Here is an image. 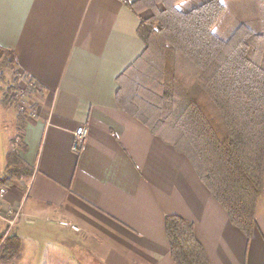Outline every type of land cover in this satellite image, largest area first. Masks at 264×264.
Segmentation results:
<instances>
[{
  "label": "crops",
  "instance_id": "obj_1",
  "mask_svg": "<svg viewBox=\"0 0 264 264\" xmlns=\"http://www.w3.org/2000/svg\"><path fill=\"white\" fill-rule=\"evenodd\" d=\"M139 24L121 0H0V54L38 99L16 143L25 181H1L17 122L0 161V235L24 248L12 264H51L75 236L94 264H177L167 215L194 223L210 264H264V192L248 240L191 160L118 105L117 78L146 47Z\"/></svg>",
  "mask_w": 264,
  "mask_h": 264
},
{
  "label": "trees",
  "instance_id": "obj_2",
  "mask_svg": "<svg viewBox=\"0 0 264 264\" xmlns=\"http://www.w3.org/2000/svg\"><path fill=\"white\" fill-rule=\"evenodd\" d=\"M121 1L140 17L146 47L117 78L118 105L191 160L250 240L264 192V22L258 32L240 23L225 35L224 0H202L188 10L179 7L187 0ZM4 54L1 65L14 71V52ZM24 127L20 111L9 165L19 158L15 145ZM24 173L22 164L8 166L1 181L9 185ZM165 225L177 264H210L193 222L167 215ZM23 249L17 235H0V263L19 261Z\"/></svg>",
  "mask_w": 264,
  "mask_h": 264
},
{
  "label": "rangeland",
  "instance_id": "obj_3",
  "mask_svg": "<svg viewBox=\"0 0 264 264\" xmlns=\"http://www.w3.org/2000/svg\"><path fill=\"white\" fill-rule=\"evenodd\" d=\"M200 1L202 0H187L181 3L179 7L183 10H188ZM224 4L228 12L227 18L229 23L225 35L231 33L240 23L249 24L256 32L262 30L261 26L264 22L263 0H224ZM143 15H150V11L144 12ZM4 58L5 54L3 56L0 54V104L2 103L3 106L1 107L0 105V161H4L5 151L9 146L7 140L15 132L19 112H23L24 116H33L37 111L36 106L38 103L36 102L38 99L35 96V90L31 83L24 78L22 79L17 75L16 71L14 72L1 65ZM5 139L6 144H4ZM17 143L20 145L19 141ZM18 145H15L16 150V146L19 148ZM20 164V159H15V161H10L9 166L12 169L17 168ZM22 176L25 181L26 175ZM67 243L71 249L70 254L61 253L53 255L54 259L51 264H94L89 260L88 253L83 249L84 242L79 237L75 236L72 239V243L70 241Z\"/></svg>",
  "mask_w": 264,
  "mask_h": 264
},
{
  "label": "built area",
  "instance_id": "obj_4",
  "mask_svg": "<svg viewBox=\"0 0 264 264\" xmlns=\"http://www.w3.org/2000/svg\"><path fill=\"white\" fill-rule=\"evenodd\" d=\"M86 135H87V130H86L85 126H81L76 130L75 138H74V145H73L74 152L79 151L81 149V147L84 144V141L86 139ZM4 192H5L4 189H0V195H3ZM63 224L64 225H70V227L73 228L74 230H79L76 225H71L67 222H64Z\"/></svg>",
  "mask_w": 264,
  "mask_h": 264
}]
</instances>
